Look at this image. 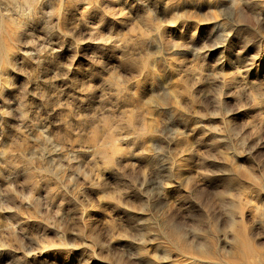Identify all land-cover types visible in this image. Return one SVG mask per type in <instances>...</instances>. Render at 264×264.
Masks as SVG:
<instances>
[{"label":"rangeland","instance_id":"1","mask_svg":"<svg viewBox=\"0 0 264 264\" xmlns=\"http://www.w3.org/2000/svg\"><path fill=\"white\" fill-rule=\"evenodd\" d=\"M0 264H264V0L0 11Z\"/></svg>","mask_w":264,"mask_h":264},{"label":"clouds","instance_id":"2","mask_svg":"<svg viewBox=\"0 0 264 264\" xmlns=\"http://www.w3.org/2000/svg\"><path fill=\"white\" fill-rule=\"evenodd\" d=\"M16 4L17 0H0V11H3V14L7 15L8 10L12 9Z\"/></svg>","mask_w":264,"mask_h":264},{"label":"bare ground","instance_id":"3","mask_svg":"<svg viewBox=\"0 0 264 264\" xmlns=\"http://www.w3.org/2000/svg\"><path fill=\"white\" fill-rule=\"evenodd\" d=\"M24 3H29L31 0H23Z\"/></svg>","mask_w":264,"mask_h":264}]
</instances>
